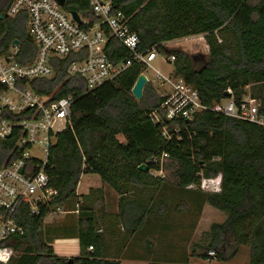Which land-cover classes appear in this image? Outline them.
I'll list each match as a JSON object with an SVG mask.
<instances>
[{
  "label": "trees",
  "instance_id": "trees-1",
  "mask_svg": "<svg viewBox=\"0 0 264 264\" xmlns=\"http://www.w3.org/2000/svg\"><path fill=\"white\" fill-rule=\"evenodd\" d=\"M67 1L68 7L76 11H84L88 5L87 0ZM10 2L0 0V16L6 15ZM114 3L117 10L132 17V29L140 36L141 49L158 46L161 54L174 55L175 76L197 89L204 104L213 106L227 98L239 104L250 87L260 103L259 114L264 116V0ZM25 22V17L0 19L1 50H7L15 40L26 47L31 44ZM197 35H204L209 46V55L200 59L199 67L195 66L196 58L185 51H170L165 46ZM107 52L114 63L127 57L126 50L114 39ZM142 71L140 65H134L89 93L82 79H68L62 71L52 80L38 82L40 94L59 85L55 99L72 96L76 101L72 126L58 134L49 151V186L57 195L41 206L39 215L32 214L27 204H20L16 220L25 234L13 237L15 256L10 264H121L105 256V236L97 231L96 215L85 204L80 210V257L55 255L43 238L45 217L77 196L78 183L86 173L98 174L120 195V210L111 222L121 224L124 235L135 234L150 217L169 214L171 208L163 196V189L169 186L197 193L196 202H208L228 215L224 223L212 224L204 244L194 245L193 256L230 262L240 246L246 245L250 247V262L264 264V126L206 112L187 130L184 128L188 123L178 121L182 140L175 137L167 141L150 118L153 111L161 112L163 102L152 83L145 86L141 100L131 93ZM229 89L232 95L226 93ZM16 141L17 137L0 141V166L19 157ZM163 154L168 158L164 172L169 170L166 176L170 180L150 173L159 166L149 160ZM142 164L148 166L147 172L139 169ZM202 181L204 189H200ZM103 221L108 223L105 218ZM90 246L93 251H89Z\"/></svg>",
  "mask_w": 264,
  "mask_h": 264
},
{
  "label": "built area",
  "instance_id": "built-area-1",
  "mask_svg": "<svg viewBox=\"0 0 264 264\" xmlns=\"http://www.w3.org/2000/svg\"><path fill=\"white\" fill-rule=\"evenodd\" d=\"M87 1L84 11H76L68 7L67 0L64 5L58 0H11L6 11V18H26L25 29L31 44L26 47L13 42L7 50L0 49V141L17 137L15 151L19 153L17 159L0 166V264H10L15 256L12 239L25 234L16 220L20 204H27L32 214L39 215L41 206L57 195L49 186V151L58 134L72 126L76 98L55 99L59 85L49 93L40 94L39 81L52 80L62 71L68 79H82L89 93L119 78L132 66L140 65L141 74L147 76L149 83L165 89L160 95L161 112L153 111L150 118L167 141L175 137L182 140L178 121H186L187 130L206 112L264 126V116L259 114L260 105L250 87L239 104L233 98L213 106L204 104L197 89L174 72L165 75L153 65L161 54L158 46L141 49L140 36L132 29V17L117 10L114 0ZM113 39L127 52V57L118 63L107 52ZM168 58L171 64L176 60L174 55ZM149 70L154 72V80L146 73ZM228 93L232 95L231 89ZM35 147L42 151L43 158L32 155ZM163 157L167 155L149 160L159 166L151 175L164 174ZM200 188L204 189V181ZM82 202L78 201L76 212L80 211ZM93 250L90 246L89 251ZM210 255L214 256V252Z\"/></svg>",
  "mask_w": 264,
  "mask_h": 264
},
{
  "label": "crops",
  "instance_id": "crops-1",
  "mask_svg": "<svg viewBox=\"0 0 264 264\" xmlns=\"http://www.w3.org/2000/svg\"><path fill=\"white\" fill-rule=\"evenodd\" d=\"M124 141L123 139L122 142ZM92 175L99 176L95 173L83 174L77 186V196L73 198L75 200L71 199L56 212L47 215L43 221V238L53 248L55 255L59 257L71 259L81 256L80 211L76 212L77 203L80 199L83 201L81 207L85 204L96 215L98 222L96 229L104 234L107 244L105 256L110 260L120 261L122 264H233V260L240 254L243 247H246V245L240 246L238 254L230 262L202 259L193 256L191 249H180V243L188 244L195 235L206 239L213 223H224L228 218L225 212L216 209L208 202L202 204L196 202L195 199H198L199 195L192 192H190L189 198L184 200L183 206L188 202L192 205L198 203L194 209L197 214L195 216L193 213L188 224L182 226L174 220L176 217L172 214L177 213V211L175 207L169 204L171 206L169 214L164 217H150L139 231L131 236H126L121 224L116 225V223L112 224L111 222V217L115 221V216L120 210V195L105 185L101 178L99 182L92 183ZM84 180L87 182L84 183ZM91 193L93 195L90 199H86L85 196H90ZM155 201H157V197ZM190 201H195V203ZM104 218L108 220V223H104ZM180 230L186 234L185 238H181V240ZM200 242L202 243V241L198 243L201 244ZM158 244L161 245L160 248ZM247 247L250 249L249 246ZM244 254L240 264H252L250 262V250L247 249Z\"/></svg>",
  "mask_w": 264,
  "mask_h": 264
},
{
  "label": "rangeland",
  "instance_id": "rangeland-1",
  "mask_svg": "<svg viewBox=\"0 0 264 264\" xmlns=\"http://www.w3.org/2000/svg\"><path fill=\"white\" fill-rule=\"evenodd\" d=\"M165 46L167 47V49H169L170 51L173 50H183L186 53H188L192 58H196L195 59V66L199 67V62L201 61L200 59H205L208 55H209V46L206 42V39L204 36H195V37H187V38H183V39H179V40H175L173 42H167L165 44ZM168 55L165 54H160V56L153 62V65L159 69L163 74L165 75H169L172 72H174V66L173 63H169L168 62ZM202 63V62H201ZM146 73L148 74V76L154 80L155 76H154V72L152 70L146 71ZM152 83L153 87L156 89L157 93L160 95H162L165 92L164 87H162L161 85L157 84V83ZM257 102L259 103V101L257 100ZM260 105V103H259ZM120 140L123 141V138L120 137ZM32 155L33 156H38L40 158H43V153L40 149H37L36 147L33 149L32 151ZM161 158V157H160ZM168 162V158L166 159V157L162 158V162ZM169 164V162H168ZM163 168V167H162ZM170 169V168H169ZM171 171V169H170ZM169 173L168 172H164V174L161 172H155V177H161V178H166L167 180H170L169 176H166V174ZM92 183L94 182H99L100 181V177L97 175H92ZM84 183H86L87 181L84 180ZM109 189V188H108ZM201 189V188H200ZM190 192L188 190H175L169 186L165 187V189H163V196L166 198L165 200L168 202V204H170L173 207H176L177 209L180 208L179 211L174 212L172 214V216L176 217V219H174L176 222L180 223L182 226L188 224L191 221V217L193 215V213H195L196 216V212L194 211V209H196L198 203L192 205L188 202L189 205H187V210L185 209L186 206H183V204L185 203L184 200H186V198L188 199L190 196ZM192 194V193H191ZM194 195V194H193ZM192 196V195H191ZM75 199H73L74 201ZM71 201V202H73ZM190 202H194L195 201H190ZM170 206V208H171ZM182 210V211H181ZM186 210V211H185ZM221 213V212H219ZM216 222V221H215ZM180 234V240L181 238H185L186 234L183 233L184 231H181ZM203 238L202 236H193L191 238V242H189L188 244L186 243H180V249L183 250H189L191 249L193 251L194 248V244L198 243L199 241H202V243L205 242V240H202ZM201 243V242H200ZM201 243V244H202ZM159 248H160V244H158ZM190 246V248H188ZM148 248V246H147ZM250 250L247 246L243 247V250L240 251V254L233 260V264H237V263H241L245 254L244 252L246 250ZM115 255V254H114ZM201 262V261H200ZM122 264V262H120ZM195 264V263H192Z\"/></svg>",
  "mask_w": 264,
  "mask_h": 264
},
{
  "label": "water",
  "instance_id": "water-1",
  "mask_svg": "<svg viewBox=\"0 0 264 264\" xmlns=\"http://www.w3.org/2000/svg\"><path fill=\"white\" fill-rule=\"evenodd\" d=\"M58 2L61 5H64L65 0H58ZM73 15L75 16V18L78 19V15L75 11H73ZM4 18H5L4 15L0 16V19H4ZM14 44L18 45V44H20V41L15 40ZM148 83H149V80H148L147 76L145 74H140L139 77L137 78L132 90H131V93L136 100L142 99L143 93H144V88ZM226 93L229 94L228 91ZM139 169L143 172H147L148 166L146 164H142L139 166Z\"/></svg>",
  "mask_w": 264,
  "mask_h": 264
}]
</instances>
